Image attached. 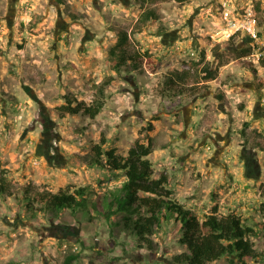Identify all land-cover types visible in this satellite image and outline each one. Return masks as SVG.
<instances>
[{
	"label": "rangeland",
	"instance_id": "1",
	"mask_svg": "<svg viewBox=\"0 0 264 264\" xmlns=\"http://www.w3.org/2000/svg\"><path fill=\"white\" fill-rule=\"evenodd\" d=\"M256 1L158 0L159 20L139 30L148 8L141 0H0V180L13 191L0 195V264H65L72 254V264H178L175 257L188 250L173 221L149 246L123 230L119 214L106 221L89 209L58 216L39 204L28 210L22 191L88 187L89 203L97 201L125 175L91 166L93 147L105 137L106 150L126 155L151 122L155 176L169 174L179 203L201 219L218 204L221 215L237 214L246 225L264 221V89L255 87L264 83V0L261 13ZM248 11L259 40L233 34L232 22ZM118 27L129 28L134 49L145 55L142 72L131 64L110 68ZM232 38L253 53L223 66L203 94L165 86L171 71L188 69L203 53L216 64L214 47ZM68 95L106 104L96 119L62 114ZM246 121L248 142L240 135ZM251 240L263 255L245 264H264V232Z\"/></svg>",
	"mask_w": 264,
	"mask_h": 264
},
{
	"label": "trees",
	"instance_id": "2",
	"mask_svg": "<svg viewBox=\"0 0 264 264\" xmlns=\"http://www.w3.org/2000/svg\"><path fill=\"white\" fill-rule=\"evenodd\" d=\"M175 1L184 4L191 0ZM141 2L148 8L138 20L139 30L160 18L156 7L158 0H141ZM262 6L261 0L256 1L255 8L258 13L262 12ZM115 31L117 42L110 50V68L119 72L123 67L131 64L137 71L142 72L140 59L145 55L140 50L134 49L129 28L118 27ZM253 51L254 47L251 45L243 49L235 46L232 38L214 47V56L218 61L216 66L208 61L203 53L202 59L190 61L188 69L171 71L164 84L166 87L176 89L180 95H184L185 91L194 96L201 95L208 90L209 82L218 79L223 66L233 61L243 62L245 60L243 58L250 56ZM260 64L264 67V59L260 60ZM152 70L156 72L155 68ZM112 82L113 77H109L99 89L103 91ZM94 88H98L97 85ZM258 88L263 89L264 83H258ZM66 100V103L60 106L62 114H82L91 119H96L106 104L101 98L93 104L79 102L73 95H68ZM248 125L249 123L245 124L246 127ZM154 130L153 122L144 127L126 155H119L115 148L106 150L105 137L93 147L89 161L91 166L107 167L125 175L122 185L107 190V193L101 195L97 201L89 203L88 187H81L73 192L54 193L40 191L30 185L22 189L24 198L28 201L26 208L34 210L35 204H39L42 210L55 216L64 210L76 212L78 209H89L106 221H111L112 216L119 214L122 218L123 230L149 246L153 244L151 238L156 235L158 228L165 222L173 221L177 231L181 233L180 243L188 250L175 257L178 264H209L225 257L231 261V264H245L247 259H259L263 254L255 248L251 238L264 232V221L255 226L246 225L242 217L237 214L221 215L218 204H215L211 212L201 219L194 211L187 209L173 197V190L168 188L171 183L169 174L162 173L160 176H155V165L149 158L156 149L155 139L151 134ZM6 193L12 195L13 191L5 179H2L0 195ZM262 195L264 197V187ZM260 211L264 217V202L260 205ZM77 259L78 255H69L65 264H72Z\"/></svg>",
	"mask_w": 264,
	"mask_h": 264
},
{
	"label": "built area",
	"instance_id": "3",
	"mask_svg": "<svg viewBox=\"0 0 264 264\" xmlns=\"http://www.w3.org/2000/svg\"><path fill=\"white\" fill-rule=\"evenodd\" d=\"M226 18L229 20L230 14L226 13ZM233 34L243 32L248 35L253 41L259 40L261 37L260 29L256 15L253 11H248L242 20L232 22Z\"/></svg>",
	"mask_w": 264,
	"mask_h": 264
},
{
	"label": "flooded vegetation",
	"instance_id": "4",
	"mask_svg": "<svg viewBox=\"0 0 264 264\" xmlns=\"http://www.w3.org/2000/svg\"><path fill=\"white\" fill-rule=\"evenodd\" d=\"M218 62V61H217ZM213 63V62H212ZM213 65L214 66H216L217 65V63L215 64V63H213ZM229 65V64H228ZM260 83V82H259ZM256 87V90L257 91H259V92H261L262 91V89H260V88H258V84L255 86ZM264 89V88H263ZM198 96V95H197ZM222 99H223V97H222ZM224 100V99H223ZM257 108H260V106H257ZM262 109V108H261ZM246 123H249V125L246 127L245 126V124ZM251 127V123L249 122V121H246V122H244V124H243V127H242V129L240 130V135H241V137H242V139L244 140V141H246V142H248V141H251L250 140V133H249V128ZM243 131L245 132V134H243Z\"/></svg>",
	"mask_w": 264,
	"mask_h": 264
}]
</instances>
